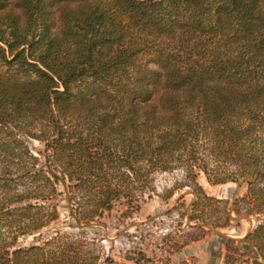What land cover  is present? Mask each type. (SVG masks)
<instances>
[{"label": "trees", "instance_id": "16d2710c", "mask_svg": "<svg viewBox=\"0 0 264 264\" xmlns=\"http://www.w3.org/2000/svg\"><path fill=\"white\" fill-rule=\"evenodd\" d=\"M174 170L189 241L256 216L225 240L264 261V0H0V264H119L66 234L16 244L58 218V183L80 225Z\"/></svg>", "mask_w": 264, "mask_h": 264}, {"label": "rangeland", "instance_id": "374dc122", "mask_svg": "<svg viewBox=\"0 0 264 264\" xmlns=\"http://www.w3.org/2000/svg\"><path fill=\"white\" fill-rule=\"evenodd\" d=\"M28 145L38 156L39 165H45L43 142L28 139ZM181 176L179 170L157 172L154 175L153 192L139 196L130 204L118 200L97 219L80 225L70 215L65 189L62 183H58L61 191L55 199L58 218L31 235L19 236L16 245L39 244L59 233L92 242L102 258L111 257L119 264L151 263L143 262L147 258L156 264H264L259 257L254 261L241 255L239 243L230 242L227 246L225 240V237H242L255 225L256 216L232 214L234 218L226 227L205 231L198 239L189 241L191 236H199L201 230L189 226L184 218L179 217L183 207L177 204L180 195L188 203L192 193L184 187L169 198L161 196L165 188L172 186ZM197 180L207 194L229 200L243 195L247 189L243 181L211 184L201 172ZM185 240L188 244L172 251L173 243Z\"/></svg>", "mask_w": 264, "mask_h": 264}]
</instances>
